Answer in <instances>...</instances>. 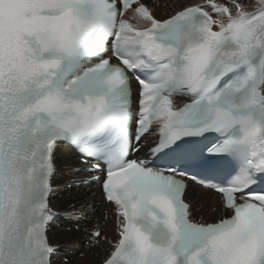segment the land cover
Listing matches in <instances>:
<instances>
[{
    "label": "snow or ice",
    "instance_id": "6c2138e0",
    "mask_svg": "<svg viewBox=\"0 0 264 264\" xmlns=\"http://www.w3.org/2000/svg\"><path fill=\"white\" fill-rule=\"evenodd\" d=\"M81 233L98 264H264V0H0V264Z\"/></svg>",
    "mask_w": 264,
    "mask_h": 264
},
{
    "label": "rangeland",
    "instance_id": "374dc122",
    "mask_svg": "<svg viewBox=\"0 0 264 264\" xmlns=\"http://www.w3.org/2000/svg\"><path fill=\"white\" fill-rule=\"evenodd\" d=\"M59 187H62L63 188L62 190L65 191L62 185L58 186L57 196L55 197V200L57 197L61 196V193H62V190H60ZM108 231H109V235H111V225H109ZM82 236L83 234L81 233V235L79 236L81 238V243L79 242L80 248L77 246L76 247L74 246L75 248L72 249L71 248L72 246H69L73 251L68 248V250H71L72 252H74V256L71 255L73 257V263L75 261H78V264H81V263L82 264H98L99 257L96 256L94 253L88 251V249L85 247L86 241L82 238Z\"/></svg>",
    "mask_w": 264,
    "mask_h": 264
},
{
    "label": "bare ground",
    "instance_id": "6f19581e",
    "mask_svg": "<svg viewBox=\"0 0 264 264\" xmlns=\"http://www.w3.org/2000/svg\"><path fill=\"white\" fill-rule=\"evenodd\" d=\"M61 153H62V156L64 157V158H67V157H71V156H73V151L71 150V148L70 147H68V146H64L62 149H61ZM59 189L60 190H62L63 188L62 187H59ZM59 190V191H60ZM65 193V194H64ZM201 195H203V196H207V194L206 193H202ZM70 197H69V195H68V193L66 192V191H63L62 190V193H61V196H59V197H57L56 198V201L59 203V204H63L67 199H69ZM208 199H210V197H207ZM81 243V238L78 236L77 238H76V243L74 244V245H70V246H72L71 248L72 249H74L76 246L77 247H79L80 248V243ZM75 246V247H74ZM68 248L69 249H71L69 246H68ZM71 249V250H72ZM71 250H68V253H69V255L71 256V255H73L74 256V252H72ZM73 264H78V261H75ZM82 264V263H81Z\"/></svg>",
    "mask_w": 264,
    "mask_h": 264
}]
</instances>
